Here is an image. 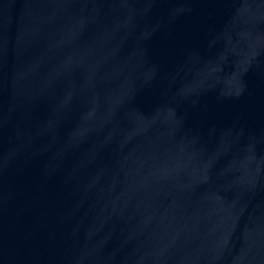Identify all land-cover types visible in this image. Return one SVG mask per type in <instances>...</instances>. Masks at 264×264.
<instances>
[{
    "label": "water",
    "instance_id": "obj_1",
    "mask_svg": "<svg viewBox=\"0 0 264 264\" xmlns=\"http://www.w3.org/2000/svg\"><path fill=\"white\" fill-rule=\"evenodd\" d=\"M0 264H264V0H0Z\"/></svg>",
    "mask_w": 264,
    "mask_h": 264
}]
</instances>
